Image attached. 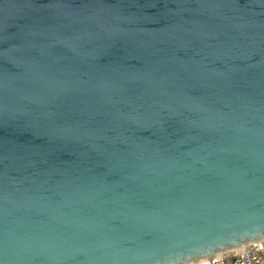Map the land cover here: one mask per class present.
<instances>
[{
  "label": "water",
  "instance_id": "water-1",
  "mask_svg": "<svg viewBox=\"0 0 264 264\" xmlns=\"http://www.w3.org/2000/svg\"><path fill=\"white\" fill-rule=\"evenodd\" d=\"M261 240L264 0H0V264Z\"/></svg>",
  "mask_w": 264,
  "mask_h": 264
},
{
  "label": "built area",
  "instance_id": "built-area-1",
  "mask_svg": "<svg viewBox=\"0 0 264 264\" xmlns=\"http://www.w3.org/2000/svg\"><path fill=\"white\" fill-rule=\"evenodd\" d=\"M196 264H264V240L249 244L237 251H229Z\"/></svg>",
  "mask_w": 264,
  "mask_h": 264
},
{
  "label": "bare ground",
  "instance_id": "bare-ground-1",
  "mask_svg": "<svg viewBox=\"0 0 264 264\" xmlns=\"http://www.w3.org/2000/svg\"><path fill=\"white\" fill-rule=\"evenodd\" d=\"M242 248V247H241ZM240 248H238V249H235L234 251H237V250H239ZM191 264H196V262H194V263H191Z\"/></svg>",
  "mask_w": 264,
  "mask_h": 264
}]
</instances>
